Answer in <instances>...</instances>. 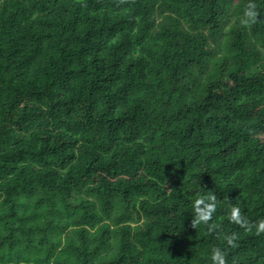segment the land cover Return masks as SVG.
<instances>
[{
	"label": "trees",
	"instance_id": "obj_1",
	"mask_svg": "<svg viewBox=\"0 0 264 264\" xmlns=\"http://www.w3.org/2000/svg\"><path fill=\"white\" fill-rule=\"evenodd\" d=\"M255 2L0 0V264H264Z\"/></svg>",
	"mask_w": 264,
	"mask_h": 264
},
{
	"label": "clouds",
	"instance_id": "obj_2",
	"mask_svg": "<svg viewBox=\"0 0 264 264\" xmlns=\"http://www.w3.org/2000/svg\"><path fill=\"white\" fill-rule=\"evenodd\" d=\"M258 17L259 11L257 8V3L255 2V0H247V3L240 17L241 25H243L244 27H251L258 22ZM216 204L217 197L210 192L206 197L201 196L194 199L192 205V225H207L216 211ZM229 220L232 223L240 225L241 227H244L248 224L247 219L241 215L240 209L235 206L231 209ZM257 231L264 232V221L259 222ZM224 239L228 246H234L236 235L235 233H233L232 235H226ZM210 259L211 264H226L225 252L221 248H215L211 253Z\"/></svg>",
	"mask_w": 264,
	"mask_h": 264
}]
</instances>
